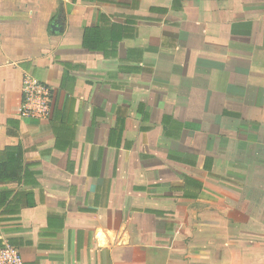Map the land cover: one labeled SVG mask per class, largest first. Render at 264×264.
I'll return each instance as SVG.
<instances>
[{
  "label": "crops",
  "instance_id": "obj_1",
  "mask_svg": "<svg viewBox=\"0 0 264 264\" xmlns=\"http://www.w3.org/2000/svg\"><path fill=\"white\" fill-rule=\"evenodd\" d=\"M55 92L20 119L24 77ZM22 264H264V0H0V247Z\"/></svg>",
  "mask_w": 264,
  "mask_h": 264
},
{
  "label": "built area",
  "instance_id": "obj_2",
  "mask_svg": "<svg viewBox=\"0 0 264 264\" xmlns=\"http://www.w3.org/2000/svg\"><path fill=\"white\" fill-rule=\"evenodd\" d=\"M54 99L55 92L49 85L29 76L24 77L18 108L19 118L38 121L48 119ZM0 264H22L19 250L3 243L0 247Z\"/></svg>",
  "mask_w": 264,
  "mask_h": 264
}]
</instances>
